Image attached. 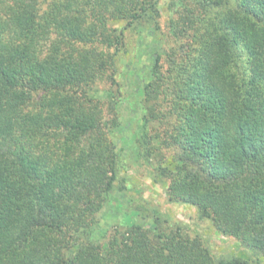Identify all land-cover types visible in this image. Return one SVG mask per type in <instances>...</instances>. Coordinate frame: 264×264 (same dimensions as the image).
Here are the masks:
<instances>
[{
    "label": "trees",
    "instance_id": "1",
    "mask_svg": "<svg viewBox=\"0 0 264 264\" xmlns=\"http://www.w3.org/2000/svg\"><path fill=\"white\" fill-rule=\"evenodd\" d=\"M158 3L0 0V264H250L156 210L100 243L103 213L133 206L125 149L264 264V0H169L176 49L155 39L124 93L125 31L156 35Z\"/></svg>",
    "mask_w": 264,
    "mask_h": 264
},
{
    "label": "rangeland",
    "instance_id": "2",
    "mask_svg": "<svg viewBox=\"0 0 264 264\" xmlns=\"http://www.w3.org/2000/svg\"><path fill=\"white\" fill-rule=\"evenodd\" d=\"M169 0H159L157 5L159 12V30L156 35L144 30L142 33L137 31H125V46L119 52L116 59L117 73L116 80L121 83L124 93L133 89L134 81L138 77L139 68H145L150 65L155 54L154 40H159L160 52L163 55L175 50V43L169 32H167L166 22L170 16ZM109 88L106 80L97 81L93 86L95 95L102 96ZM127 101V99H126ZM127 109L121 108V114L125 117ZM133 128L139 123L138 118L133 119ZM118 141V140H117ZM121 143H117L120 146ZM166 159H172V149H163ZM123 160L125 161L119 172L120 177H126L129 191L127 196L131 199L130 203L119 202L115 214L112 216L109 212H104L100 220V231L97 232V240L101 243L106 240L102 236L103 231L107 236L111 230L112 222L117 219L120 222L131 220L136 212L137 217H143L145 214L151 215V210L160 212L166 216L171 224H179L183 227V232L191 237L198 236L208 245L210 251L216 257L237 256L247 259L250 264H255L262 257L259 253L249 247L242 245L237 239L226 236L218 232L211 224L209 219L201 216L197 208L189 203L171 202L166 199L165 187L167 180L161 179L155 174L149 160L146 158L134 159L128 156V150H124ZM139 210L134 209L135 207ZM134 207V208H132ZM141 212V213H140ZM116 217V218H115Z\"/></svg>",
    "mask_w": 264,
    "mask_h": 264
}]
</instances>
